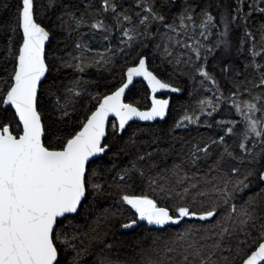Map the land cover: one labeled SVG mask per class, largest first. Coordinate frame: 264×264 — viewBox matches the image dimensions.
Listing matches in <instances>:
<instances>
[{
  "label": "snow or ice",
  "instance_id": "snow-or-ice-1",
  "mask_svg": "<svg viewBox=\"0 0 264 264\" xmlns=\"http://www.w3.org/2000/svg\"><path fill=\"white\" fill-rule=\"evenodd\" d=\"M0 9V264H264V0ZM182 77L210 95L133 128Z\"/></svg>",
  "mask_w": 264,
  "mask_h": 264
},
{
  "label": "trees",
  "instance_id": "trees-1",
  "mask_svg": "<svg viewBox=\"0 0 264 264\" xmlns=\"http://www.w3.org/2000/svg\"><path fill=\"white\" fill-rule=\"evenodd\" d=\"M3 3H13V0H0V4ZM0 15H7V12L3 9H0ZM257 19H259V14H257ZM243 63V57L240 58V61H238V64H240L242 66ZM156 65H160V60L159 57H157L156 60ZM156 65H150V67H156ZM162 69H167L166 72L161 71L160 74L161 78L163 79H167L168 75L170 73H172L173 71V66L170 64H164L160 66ZM70 72V70H68ZM91 73H94L95 70L92 69L90 70ZM106 78H108L109 80L112 78L111 76H109L107 73L104 74ZM116 79L119 80L120 77L118 74H115ZM176 76L179 77V71L176 72ZM85 79H94L95 76L94 75H90V76H85ZM178 83L180 84V86L182 88H184L185 90L180 93V94H176V93H169L170 99L172 101L170 110H169V114L166 118V121L164 122H155L153 123V127L155 128H164L167 129L171 124L174 123L175 120H178L180 118V116L183 115L184 113V109L187 108L189 111H192L193 109L197 108V101L201 100V99H205L207 96H209V93H205L203 90L199 89L198 87V83L196 85H194V83L189 80L187 77H182L179 78ZM100 91H104V89H99ZM191 93V95H190ZM149 91L146 88V86L142 83V82H135L134 85L132 86V88H130V90L127 91L126 93V102L130 101V100H135V101H139V106L143 109L145 107L149 106ZM221 117H217V119H219ZM146 124H139V123H132V127L135 128L137 126H144ZM191 131L190 132H186L183 129H178L177 130V135L178 136H183L185 138H187L189 135L196 137L197 139H199L201 136H203L205 139L212 137L214 135V132L216 131L215 129L209 130L206 129L204 127H200L199 130H196L195 126H190ZM229 143H231V141H229ZM171 162V161H169ZM137 232H143L144 234H147V232L145 231L144 226H142L141 228L137 229ZM155 234V233H153ZM126 253L122 252L121 255H124ZM128 255H132L133 253L131 252V250H129L127 252Z\"/></svg>",
  "mask_w": 264,
  "mask_h": 264
},
{
  "label": "water",
  "instance_id": "water-1",
  "mask_svg": "<svg viewBox=\"0 0 264 264\" xmlns=\"http://www.w3.org/2000/svg\"><path fill=\"white\" fill-rule=\"evenodd\" d=\"M135 82H142L145 86H146V82H144L143 81V79L142 78H139V77H137V78H134V83ZM134 85V84H133ZM133 85H131L130 86V88H132V86ZM146 88H147V86H146ZM128 91V90H127ZM127 91H126V93H127ZM149 91V90H148ZM170 92H168L167 90H162L161 92H159V93H157V95H158V98H170V96H165V97H161L162 95H168ZM148 107H150V100H149V106ZM111 119V118H110ZM130 123H133V122H130ZM135 123H139V124H148V123H151V124H153V123H155V122H139V121H137V122H135ZM152 226H148V228H151Z\"/></svg>",
  "mask_w": 264,
  "mask_h": 264
},
{
  "label": "flooded vegetation",
  "instance_id": "flooded-vegetation-1",
  "mask_svg": "<svg viewBox=\"0 0 264 264\" xmlns=\"http://www.w3.org/2000/svg\"><path fill=\"white\" fill-rule=\"evenodd\" d=\"M165 96H169V94L168 95H162L161 97H165Z\"/></svg>",
  "mask_w": 264,
  "mask_h": 264
}]
</instances>
